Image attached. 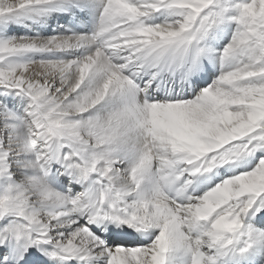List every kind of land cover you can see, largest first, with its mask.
I'll use <instances>...</instances> for the list:
<instances>
[{"label": "snow or ice", "instance_id": "6c2138e0", "mask_svg": "<svg viewBox=\"0 0 264 264\" xmlns=\"http://www.w3.org/2000/svg\"><path fill=\"white\" fill-rule=\"evenodd\" d=\"M0 264H264V0H0Z\"/></svg>", "mask_w": 264, "mask_h": 264}]
</instances>
